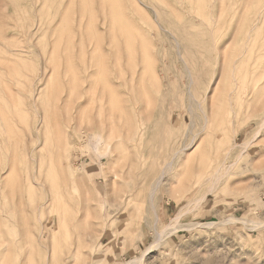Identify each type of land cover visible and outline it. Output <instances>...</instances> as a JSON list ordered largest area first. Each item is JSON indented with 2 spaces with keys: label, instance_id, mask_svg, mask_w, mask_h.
I'll list each match as a JSON object with an SVG mask.
<instances>
[{
  "label": "rangeland",
  "instance_id": "rangeland-1",
  "mask_svg": "<svg viewBox=\"0 0 264 264\" xmlns=\"http://www.w3.org/2000/svg\"><path fill=\"white\" fill-rule=\"evenodd\" d=\"M248 1L0 0L1 264H122L162 169L158 229L235 160L264 117ZM205 198L141 264H264V224L220 222L264 223V127Z\"/></svg>",
  "mask_w": 264,
  "mask_h": 264
},
{
  "label": "bare ground",
  "instance_id": "bare-ground-1",
  "mask_svg": "<svg viewBox=\"0 0 264 264\" xmlns=\"http://www.w3.org/2000/svg\"><path fill=\"white\" fill-rule=\"evenodd\" d=\"M250 1V0H249ZM248 1V2H249ZM240 5V4H239ZM242 11V10H241ZM241 13V12H240ZM242 15V14H241ZM240 15V16H241ZM241 20V19H240ZM240 24V23H239ZM254 27V26H253ZM252 27V28H253ZM234 33V32H233ZM226 49V48H225ZM246 50V49H245ZM233 70V69H232ZM232 74V73H231ZM190 83V82H189ZM189 87V86H188ZM27 116V115H26ZM21 118V116H20ZM264 127V117L261 119V121L259 122V129L254 132L251 140H253V138H255L259 132V130L261 128ZM193 139V138H192ZM251 140H242L239 143H236L237 148H239V153L237 154L235 160L233 162H230L229 164H225V163H221L218 166H216L210 173H208V175L204 176L203 178L205 179V181L208 183L207 187L204 188L203 192L200 193L199 195H197L198 192L194 193L192 196H190L185 203H183L184 205H182L178 211L169 218V220L163 224V226L158 229L157 228V212L155 211V204H154V195H155V191L157 190V188L163 183V181L166 179L165 178V172L164 169H162L163 171L160 172V174L158 175V177L155 179V181L153 182V185L150 189V192L148 193V200H147V204L149 205L148 209H150V211L153 214V220L151 223V227H152V232L154 235V241L152 244H150L148 247H146L138 256H134L133 258L124 261L122 264H141L142 263V259L143 257L146 255V253L151 249L154 248L155 246H157V244L159 242H161L163 240V238H165V236L172 234L174 231H176L179 227H180V221L182 219V217L184 215H187L189 213H191L193 210L197 209L198 206L203 202L204 199H206L205 197L207 196V194L213 193L215 192V190L218 188V186L222 183L223 178L225 177V175L228 173V169L233 166L236 161L238 160V158L243 154V152L245 151V149L248 147V145L250 144ZM193 144V141L190 140V143L187 145H184L183 147H181L179 150L175 151L173 153V157L172 159H176L179 158L181 155H184L185 151L187 149H189ZM194 146V145H193ZM233 148V147H231ZM228 153V152H227ZM228 154H226L225 156H227ZM188 157V156H187ZM58 158V157H57ZM202 161V160H201ZM172 161L170 160L169 162L166 163L165 168H169L171 167ZM61 167V166H60ZM164 168V167H163ZM169 172V171H168ZM38 175V174H37ZM115 176V174H114ZM167 177V176H166ZM41 184V183H40ZM61 197V195H60ZM53 200V199H52ZM48 202H42L39 204V206H37V209L40 208L41 206H44L46 203ZM60 203V202H58ZM125 205V204H124ZM51 206V205H50ZM148 209H144L143 211H145V213L148 212ZM222 220V219H221ZM231 220H240L243 223L246 224H250L252 226H259L264 224L263 222H250L246 219L243 218H235V219H231V218H226L223 219L220 222H227V221H231ZM217 222L214 221H208L206 224L207 225H212V224H216ZM221 224V223H220ZM203 224L201 223H193L191 226H188L187 228H195V227H199L202 226ZM27 228V227H26ZM184 228V227H183ZM39 236V235H38ZM25 237V236H24ZM38 238V237H37ZM38 243L41 244V237L39 236L38 239H36ZM33 241V240H32ZM5 242V241H4ZM36 242V241H35ZM37 243V244H38ZM51 244V243H50ZM6 248H3V251ZM75 251V249H74ZM30 253V252H29ZM28 254V253H27ZM28 256V255H26ZM25 256V258H26ZM29 257V256H28ZM27 257V258H28ZM10 258V257H9ZM4 259V253L0 254V264L1 261ZM7 259V258H6ZM30 259H28L29 261ZM27 261V259H26ZM31 261V260H30ZM50 261V260H49ZM49 261L47 263H49ZM28 263V262H27ZM31 263V262H30ZM18 264V263H17ZM19 264H26L24 262V260L20 261Z\"/></svg>",
  "mask_w": 264,
  "mask_h": 264
},
{
  "label": "crops",
  "instance_id": "crops-1",
  "mask_svg": "<svg viewBox=\"0 0 264 264\" xmlns=\"http://www.w3.org/2000/svg\"><path fill=\"white\" fill-rule=\"evenodd\" d=\"M165 214H167V213H165Z\"/></svg>",
  "mask_w": 264,
  "mask_h": 264
}]
</instances>
